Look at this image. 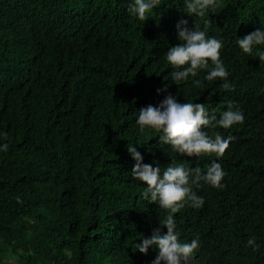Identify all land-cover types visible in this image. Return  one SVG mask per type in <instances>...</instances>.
Returning a JSON list of instances; mask_svg holds the SVG:
<instances>
[{
    "label": "trees",
    "instance_id": "obj_1",
    "mask_svg": "<svg viewBox=\"0 0 264 264\" xmlns=\"http://www.w3.org/2000/svg\"><path fill=\"white\" fill-rule=\"evenodd\" d=\"M126 7L0 0V130L9 136L0 152V264H151L155 249L143 254L134 242L162 227L166 213L140 196L146 185L131 177L128 140L153 166L174 160L205 170L217 159L171 156L158 133H138V110L168 94L217 115L229 103L245 114L230 129H205L233 139L219 158L224 187L201 182L194 191L204 206L175 214L182 239L200 238L191 264H264V62L234 43L264 27V0H222L208 14L232 91L204 73L202 87L171 80L164 52L180 43L176 23L198 19L182 0H162L144 22ZM253 235L256 251L245 246Z\"/></svg>",
    "mask_w": 264,
    "mask_h": 264
},
{
    "label": "clouds",
    "instance_id": "obj_2",
    "mask_svg": "<svg viewBox=\"0 0 264 264\" xmlns=\"http://www.w3.org/2000/svg\"><path fill=\"white\" fill-rule=\"evenodd\" d=\"M162 0H127L126 11L131 18L144 22L151 16L152 10L158 8ZM183 11L198 19L189 26L187 19L181 18L176 23L177 39L180 43L173 45L164 52V59L169 65L170 78L179 84L191 80L192 84L202 87L201 79L213 82L222 81L225 91L234 90V85L228 80L230 72L221 59L223 40L216 35H209L210 20L208 14L222 6V0H182ZM198 21H202V24ZM235 45L247 56L258 57L264 62V27L237 36ZM167 85L164 89L166 91ZM158 92L161 89H157ZM244 111L229 103L219 112L210 111L205 103L178 101L172 94L166 95L158 104H149L138 110L135 124L139 134L155 132L159 134V144L167 145L170 154L196 157L214 155L205 170L199 166H189L176 163L174 160L166 167L158 164L145 163L144 156L138 150V141L128 140L126 150L134 160L130 174L132 179L143 182L140 193L142 199L149 204L155 202L165 215L159 219V224L166 227L154 228L150 236H142L139 242H134L135 251L147 254L149 249H155L156 256L151 264H191L195 253L201 247L199 235L192 239H182L177 228L175 214L185 205L200 209L204 206V198L194 191L201 182L212 188L222 189L227 173L219 158L225 154L232 136H224L219 131L209 133L205 129H230L234 125L244 123ZM203 129V130H202ZM152 137H149L150 140ZM9 136L0 130V152H7ZM172 156V155H171ZM21 202L20 196L16 197ZM246 247L256 251L259 247L256 237L246 240Z\"/></svg>",
    "mask_w": 264,
    "mask_h": 264
}]
</instances>
